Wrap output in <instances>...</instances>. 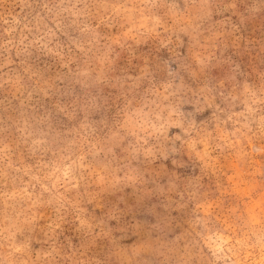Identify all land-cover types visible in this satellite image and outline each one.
I'll use <instances>...</instances> for the list:
<instances>
[{
    "label": "rangeland",
    "instance_id": "374dc122",
    "mask_svg": "<svg viewBox=\"0 0 264 264\" xmlns=\"http://www.w3.org/2000/svg\"><path fill=\"white\" fill-rule=\"evenodd\" d=\"M0 264H264V0H0Z\"/></svg>",
    "mask_w": 264,
    "mask_h": 264
}]
</instances>
